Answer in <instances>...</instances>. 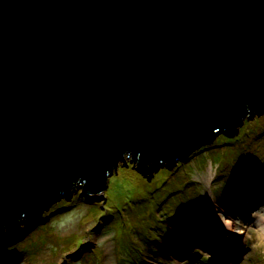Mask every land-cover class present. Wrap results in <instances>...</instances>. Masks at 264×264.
Returning <instances> with one entry per match:
<instances>
[{"label": "water", "instance_id": "95a60500", "mask_svg": "<svg viewBox=\"0 0 264 264\" xmlns=\"http://www.w3.org/2000/svg\"><path fill=\"white\" fill-rule=\"evenodd\" d=\"M263 115L264 0H0V243Z\"/></svg>", "mask_w": 264, "mask_h": 264}, {"label": "rangeland", "instance_id": "374dc122", "mask_svg": "<svg viewBox=\"0 0 264 264\" xmlns=\"http://www.w3.org/2000/svg\"><path fill=\"white\" fill-rule=\"evenodd\" d=\"M245 121L236 137L221 135L172 171L149 180L121 163L102 199L81 197L77 188L72 201L25 218L0 243V264H264V239L251 218L239 224L247 240L232 257L215 258L201 244V227L225 209L232 188L264 180V115ZM135 193L147 199L127 205ZM63 201L67 208L57 210Z\"/></svg>", "mask_w": 264, "mask_h": 264}, {"label": "bare ground", "instance_id": "6f19581e", "mask_svg": "<svg viewBox=\"0 0 264 264\" xmlns=\"http://www.w3.org/2000/svg\"><path fill=\"white\" fill-rule=\"evenodd\" d=\"M214 176L215 170L210 169L208 184ZM211 201L214 203L213 199ZM224 207L204 224L207 225L206 230L204 225L200 229L202 247H206L215 258L223 260L225 256L237 254L239 246L247 240L245 227H240V223L244 226V222L251 218L252 226L258 228L259 235L264 239V180L255 177L243 188H232L225 198Z\"/></svg>", "mask_w": 264, "mask_h": 264}, {"label": "trees", "instance_id": "16d2710c", "mask_svg": "<svg viewBox=\"0 0 264 264\" xmlns=\"http://www.w3.org/2000/svg\"><path fill=\"white\" fill-rule=\"evenodd\" d=\"M263 135L261 134V135H258L257 137H256V139H259L260 137H262ZM196 154H194L193 156H192V158L195 156ZM191 158V159H192ZM138 198H139V200H141V201H145L146 199H147V196L146 195H144V194H142V195H140V194H138V193H135L133 196H131L130 198H129V201L127 202V205H131V204H133V205H136L137 203H138ZM62 205L59 207V208H57V210H59V211H62V210H60L61 208H67V205H64V204H67V202H65V201H63L62 203H61Z\"/></svg>", "mask_w": 264, "mask_h": 264}]
</instances>
